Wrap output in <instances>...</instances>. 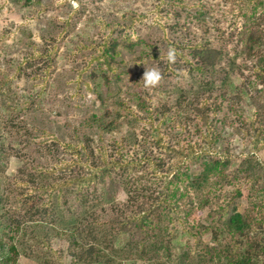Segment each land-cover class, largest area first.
I'll return each instance as SVG.
<instances>
[{
  "label": "rangeland",
  "instance_id": "1",
  "mask_svg": "<svg viewBox=\"0 0 264 264\" xmlns=\"http://www.w3.org/2000/svg\"><path fill=\"white\" fill-rule=\"evenodd\" d=\"M82 2L86 3L85 12L80 8L77 10L78 3L73 0H43L41 4L34 6H24L15 0H0V121L5 124L9 120L8 128L0 132V136L6 140L5 144L13 152L12 157L9 156L1 165L4 177H14L23 166L18 154H26V157L30 158L32 167L27 166L30 173L35 171L34 165L53 166L50 161L52 156L46 151L53 145L52 136L63 143L76 144L74 133L78 130L81 137L87 135L97 143L101 132L97 127L84 126L82 122L94 114L102 118L106 111L113 112L115 116L118 103L122 100L131 107L132 122L126 121L123 116L122 125L108 135L107 140L109 137L118 140L127 137L143 140L144 131L149 136L152 130L147 114L132 103L133 96L136 97L135 93L141 92L152 109L162 106L164 102L168 103L173 118L177 120L169 124L179 125L184 122L183 125L187 128L183 134L178 135V131L171 127H159L165 134V146L150 144L149 149L152 151L153 160L165 166L164 172L171 171L174 174L178 171L190 177L170 185L168 193L175 194L170 197L169 202L177 207V212L166 220L169 228L166 237L169 239L171 231H177L179 236L173 244L176 249L174 261L169 264H200L202 260L199 258L209 254L210 247L216 248L218 245L213 240V231L224 226L223 222L234 208L241 213L254 212L255 216L264 222V149L257 150L251 133L238 128L242 120L245 125H249L256 111L247 99H241V103L237 104L241 120L238 114H232L229 123L234 124L228 125L221 134L222 140L211 148L214 153L210 157L221 159L227 156L229 165L224 169L223 175H220L221 178L211 175L209 181L200 187H191V184H196V178L201 177L202 161L186 159L173 153L170 148L174 147L178 140L180 150H185L189 145V148H204L206 143L195 127L199 120L194 118V114L188 111L189 114L178 115L180 109L175 108L178 106V95L185 97L187 93L176 91L190 90L189 100L196 97L206 98L207 104L212 105L211 111L215 109L213 103L215 104L216 97L222 93L235 101V97L242 91V95L247 98L244 83L256 80L251 77L249 69L253 63L246 58L239 34L245 26L246 14L251 12L260 18L264 27V9L260 6L254 9L255 3L247 4L244 0ZM241 2L245 4L244 7ZM66 20H69L70 24L65 27ZM114 22L133 26L127 30L133 35V42H143L131 53L121 49L122 56L118 59L124 61L121 65V80H112L110 84L102 80L100 92L103 100H99L85 85L73 84L76 69L87 67L92 57L98 54L97 50L75 53L76 46L84 41L86 43L88 38L96 43L94 45L101 44L109 33V29L102 28L101 23ZM121 31L122 28L115 29L116 34ZM58 34H61L60 37ZM196 43L222 52V55H219L221 63L217 74L210 72L202 75L190 71L188 62L193 60L189 57L188 50L178 48V45ZM176 49L178 54L175 53ZM31 56H37V59L34 57L33 60ZM228 63L234 66L229 68ZM224 66L230 71L229 74L221 70ZM153 70L159 72L160 79L156 84L146 86L145 75ZM42 77L46 80H42ZM198 90L200 95H195ZM224 104L227 105L228 102ZM224 114L225 111L218 113L216 120H223ZM135 116L140 120L136 121ZM213 119L211 114V120ZM107 120L105 118L104 122ZM131 145L130 156L142 157L146 152L142 147L137 149ZM167 147L169 150L165 149ZM58 149L59 154L61 153L59 157L65 158L63 148L60 146ZM39 151H42L40 156ZM250 166L254 169L251 170ZM116 174L124 175V169H117ZM152 174L153 170L146 165L127 173L126 176L127 181L139 180L146 176L141 178L140 182L150 184L158 193L165 192L164 186L169 182L161 178L160 174L158 179L152 177ZM47 179L49 177L41 178L42 181ZM171 179L170 175L169 180ZM125 182L122 181V184H118L103 198L100 188L104 183L99 180V185H92L88 189L90 191H84L87 196L80 195V200L75 194L68 195L65 207L71 206L78 217H85L91 211L88 210L92 206L90 200H95V197H99L98 202L102 205L124 203L127 200ZM237 191L241 193L240 197ZM183 192H188V195L181 197ZM63 216L65 225L72 224L71 218L66 214ZM189 230L192 234H189ZM38 233L43 235L44 231L38 230ZM222 240V247H227V243L232 242L226 230ZM67 246L68 239L53 241V252L42 253L38 257L21 255L17 264H71Z\"/></svg>",
  "mask_w": 264,
  "mask_h": 264
},
{
  "label": "trees",
  "instance_id": "2",
  "mask_svg": "<svg viewBox=\"0 0 264 264\" xmlns=\"http://www.w3.org/2000/svg\"><path fill=\"white\" fill-rule=\"evenodd\" d=\"M15 1L23 3L24 6H34L41 4L43 0ZM73 1L78 3L77 10L80 8L83 12L86 11L85 2L82 0ZM244 1L247 4L255 3L254 9L259 6L264 9V0ZM241 4L243 7L245 6L243 2ZM246 18L239 38L246 58L253 63L249 70L251 77L256 80L244 83L247 98L242 95V91L235 97V101L222 93L216 97V102L213 103L215 109L213 108L214 110L211 111L212 105L207 104L206 98L196 97L189 100L190 90L176 91L178 93L186 92L188 97H181L177 93L176 105L178 106L175 108L181 110L178 115L193 113L194 118L199 120L195 127L198 128L201 138L206 143L204 148L195 149L193 146L189 148V145L185 150H180V140H178L177 144L170 148L173 153L186 159L202 161L201 177L196 178V184H191V187L195 189L208 182L211 175H218L217 178H221L220 175H223L224 169L229 165L230 160L227 156L221 159L210 157L214 153L211 148L213 149L222 140L221 134L229 127L228 125L234 124L233 122L229 123V120L232 114L239 115L237 104L241 103V99H247L256 111H254V119L249 125H245L242 120V124L238 128L251 133L253 144L257 150L264 149V27L254 12L246 14ZM69 24V20H66L65 27ZM101 24L102 28L109 29L108 35L101 44L94 45L96 43L91 42L88 38L86 43L84 41L76 46L75 53H81L84 50H97L98 54L92 57L87 67L76 69V78L73 80V84L85 85L99 100H103V95L100 92L102 80L107 81L106 84H110L112 80H121L120 76L123 73L121 65L124 64V61L118 60L122 56L121 49L124 48L131 53L143 42V40L133 42V35L127 32L133 27L131 25L123 26L120 22ZM119 28H122V31L120 34H116L115 29ZM60 35L58 34V37ZM171 45L174 44L171 43ZM178 48L188 50L189 57L193 60V62L186 60L191 66L190 71L202 75L210 72L217 74V68L221 63L219 55H222V52L204 47L199 43L178 45ZM175 53L178 54L179 51L176 49ZM34 57L37 59V56ZM34 57L31 56L33 60ZM181 58L186 59L185 56H181ZM227 65L229 68L234 66L231 63ZM87 70L90 71L87 72ZM221 70L223 73L227 71L229 74L230 72L226 70V66ZM41 79L46 80L43 77ZM258 87L261 88L258 89ZM197 93L194 94L200 95L199 90ZM135 96H133L132 103H135L139 110L147 114L152 130L151 135L149 133L150 137L144 131L143 140H132L129 137L120 140L109 137L107 140V136L117 131L122 125L121 118L123 116L126 121L132 122L130 120L131 107L125 100H122L118 103V111L115 116L113 112L106 111L102 118L94 114L82 122L88 128L97 127L101 132L100 144L99 141L96 143L87 135L81 137L78 130L74 133V137L77 139L76 144L63 143L62 140L52 136L53 145L46 151L52 156L50 161L53 166L34 165L35 171L32 173L28 172L27 168L29 165L32 167L30 158L26 157V154H18V159L21 160L23 166L19 168L14 177H4L1 165L9 156L12 157L13 152L5 144L6 140L0 136V264H17L21 255L38 257L42 253L53 252L51 244L59 239H68L67 250L72 260L71 264H169L174 261L176 249L173 248V244L179 236L177 231H171L169 239L166 237L169 232L166 220L177 212V207L175 208L169 202L170 197H174V192L170 195L168 193L170 185L179 181L183 182L190 177L178 171L174 174L171 171L164 172L165 166L157 164L153 160L152 151L149 148L150 144H156L159 147L165 146L163 145L165 134L160 131L159 127H171L180 135L183 134L187 126L183 125L184 122L179 125L169 124L177 120L173 118L172 109L168 103L164 102L162 106L152 109L141 92L135 93ZM219 100L220 102H218ZM226 101L227 105L224 104ZM221 111H225V117L219 122L216 120V115ZM211 114L214 117L213 120H211ZM239 116L241 120V114ZM105 118L108 119L106 122H104ZM135 120L140 119L135 116ZM8 121L5 124L0 121V132L8 128ZM148 137L150 141L147 139ZM131 144H133V148L142 147L144 151L146 149L142 157L139 155L130 156ZM60 146L63 148L62 153L66 155L65 158L59 157L61 153L59 154L58 148ZM165 149L169 150V147ZM41 152L39 151V156L42 154ZM146 165H149L153 170L152 177L156 179H158L160 171L163 172L160 177L169 182L164 186L165 192L158 193L150 184L140 182L141 178H146V176L139 180L127 181V173L144 168ZM121 168L124 169L125 174H116L117 169ZM250 168L254 169L251 166ZM170 175L172 176L171 180H169ZM42 176L49 177V179L42 181ZM99 180L104 183L100 188L103 198L118 184H122V181H126L124 191L127 192V200L124 203L102 205L98 202L99 197H95L97 201L90 200L92 206L88 210L91 211L85 217H78L71 206L65 207L68 195L75 194L78 199L80 195L87 196L85 194L90 191L88 189L92 185L97 187ZM236 193L239 197L241 196L239 191ZM187 195L188 192L181 193V197ZM83 203L88 204L87 202ZM63 213L71 218L72 224H64ZM222 225L224 226L221 229L213 231V240L218 244L217 247H210L209 254L199 258L202 260L200 264H264V222L262 219H258L254 212L241 213L237 208H234ZM38 230H43L44 234L40 235ZM225 230L232 242L227 243V247H222ZM188 232L192 234L191 230ZM45 264H49V262Z\"/></svg>",
  "mask_w": 264,
  "mask_h": 264
},
{
  "label": "clouds",
  "instance_id": "3",
  "mask_svg": "<svg viewBox=\"0 0 264 264\" xmlns=\"http://www.w3.org/2000/svg\"><path fill=\"white\" fill-rule=\"evenodd\" d=\"M169 58H171V54H170ZM159 79H160L159 72H157L155 70L150 71V72L146 73V75H145V84H146V86L154 85L158 82Z\"/></svg>",
  "mask_w": 264,
  "mask_h": 264
}]
</instances>
